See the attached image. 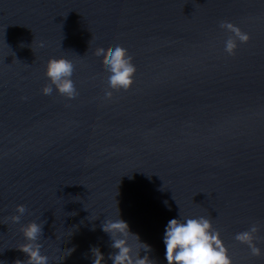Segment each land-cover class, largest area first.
Here are the masks:
<instances>
[{
  "label": "water",
  "instance_id": "water-1",
  "mask_svg": "<svg viewBox=\"0 0 264 264\" xmlns=\"http://www.w3.org/2000/svg\"><path fill=\"white\" fill-rule=\"evenodd\" d=\"M221 21L250 36L233 56ZM117 45L136 72L106 100L95 50ZM60 57L71 100L40 93ZM17 205L51 264H91V247L111 264L100 226L118 215L166 264L178 212L209 218L232 264H264V0H0V264L26 259ZM252 224L260 256L234 239Z\"/></svg>",
  "mask_w": 264,
  "mask_h": 264
},
{
  "label": "clouds",
  "instance_id": "clouds-1",
  "mask_svg": "<svg viewBox=\"0 0 264 264\" xmlns=\"http://www.w3.org/2000/svg\"><path fill=\"white\" fill-rule=\"evenodd\" d=\"M219 27L230 35L224 41V52L228 56L235 55L237 44H246L250 40L247 32L228 21H221ZM44 46L43 42L40 44ZM95 55L104 59L108 75V88L104 92V98L111 100L113 91H127L133 84L136 67L133 58L127 49L117 45L111 50L97 48ZM74 65L71 60L50 58L44 68V76L48 83L41 89L42 95H50L55 92L66 99H74L78 95L76 86L72 80ZM167 206V201H163ZM15 215L10 217L14 224H20L21 217L26 209L23 205H17ZM171 218L167 221L162 243L164 245V261L166 264H232L227 247L220 239L218 230L212 227L211 221L205 216L180 219ZM42 223L30 221L20 224L19 231L25 241L18 248L26 259L17 260L15 264H51L49 258L42 253V245L39 242L42 234ZM109 240L111 251L107 259L111 264H152L149 255L153 251L152 246L142 241L138 234L131 232L128 223L120 215L116 218H106L101 226ZM258 227L252 224L246 231L235 234L234 239L247 245L252 256H260L261 249L257 247L256 233ZM69 254L73 249H69ZM91 264H105V256L99 247L90 248ZM143 252V255H141Z\"/></svg>",
  "mask_w": 264,
  "mask_h": 264
}]
</instances>
